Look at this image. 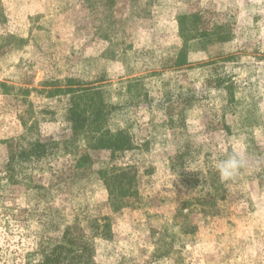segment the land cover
Instances as JSON below:
<instances>
[{"label": "rangeland", "instance_id": "rangeland-1", "mask_svg": "<svg viewBox=\"0 0 264 264\" xmlns=\"http://www.w3.org/2000/svg\"><path fill=\"white\" fill-rule=\"evenodd\" d=\"M0 264H264V0H0Z\"/></svg>", "mask_w": 264, "mask_h": 264}, {"label": "trees", "instance_id": "trees-1", "mask_svg": "<svg viewBox=\"0 0 264 264\" xmlns=\"http://www.w3.org/2000/svg\"><path fill=\"white\" fill-rule=\"evenodd\" d=\"M78 97H71L70 109H69V124L71 125L72 131L78 129H90L91 123L88 122L89 116H85V112L81 107ZM93 113L90 117H95L99 119L101 114L99 112L100 107L93 105ZM94 122H92L93 124ZM97 124V123H96ZM95 126V125H94ZM99 143L96 146L100 149H110L111 151H124L129 148L130 144L128 139L123 135H116L114 137L110 136L106 138L105 143L102 138L98 139Z\"/></svg>", "mask_w": 264, "mask_h": 264}, {"label": "clouds", "instance_id": "clouds-1", "mask_svg": "<svg viewBox=\"0 0 264 264\" xmlns=\"http://www.w3.org/2000/svg\"><path fill=\"white\" fill-rule=\"evenodd\" d=\"M246 165L247 158L244 154L242 144H238L225 159L216 162V168L220 178L224 181L235 178Z\"/></svg>", "mask_w": 264, "mask_h": 264}]
</instances>
